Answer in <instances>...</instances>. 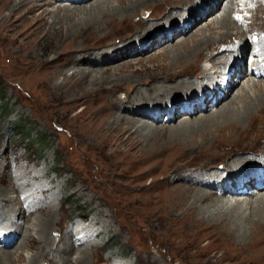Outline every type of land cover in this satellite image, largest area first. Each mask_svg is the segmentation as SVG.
I'll return each instance as SVG.
<instances>
[{
    "label": "rangeland",
    "instance_id": "1",
    "mask_svg": "<svg viewBox=\"0 0 264 264\" xmlns=\"http://www.w3.org/2000/svg\"><path fill=\"white\" fill-rule=\"evenodd\" d=\"M47 1L49 0H40L39 2L46 3ZM163 1L164 0H158L156 4L150 6L147 11L148 13L146 12L144 17L137 12L133 14V16L126 18L123 24L116 25V23H113L105 38L95 35L97 33L101 35V31L94 32L93 29L89 28L82 30L77 36L70 35L65 37V35H62L57 39L56 37L48 38V40L45 41L46 43L49 42V45L52 44V47H50L47 52L38 51L33 46L32 48L30 47L31 45L29 44L36 43V41H34L36 38L33 36L34 27L29 29L27 26H24L21 21H9L12 24L7 22L8 25L4 24L3 26L0 24V186H4H1L0 190L5 192L11 184H13L14 187L16 183H23L26 186L24 190H18L22 192L20 193L22 196L21 198L25 196L24 191L27 189L31 190V192L33 191L32 193H34L36 199L39 200L37 202L38 204L34 205L33 203V208H27L28 204L31 203L30 199H28V203L26 202L23 208H20L22 205L20 202L16 201L13 203V206L16 205L19 209L25 211L23 212L22 210L24 214L22 221H24V223L30 219H36L38 220V224L42 225L44 222L43 217L47 218L51 213L50 209H45L47 203L52 202V205H54L56 209L52 213L54 220L49 224L50 228L49 226L47 228V230L49 229L48 237L51 238V241L56 239L55 244L52 243L50 245L51 241H49V243H41L40 240L32 238V240L25 242V245L31 247L32 250L30 251H26V249L16 251V248L19 246V240L14 246H10L9 244L8 248H0V250L10 253L16 251L22 253L26 257L27 255L33 256L38 252L43 256V258H39V260L44 262V264H58L63 258L72 254H68V248L71 249V251H77V249L86 248L90 242L93 244L91 248L93 254H89V259H87L88 261L86 264H227L229 259L233 256L232 254L238 253V251L232 250L231 247L220 246L221 241L224 239L215 232L211 233V231H206L202 234L200 238H198L200 244L197 248L196 245L192 248L187 244H183L178 237L169 232L168 221L172 220L171 217H177L179 214L183 215V211L179 212L173 209V206L178 202L177 196L179 192L177 189H174V187L180 186L178 180H176L174 176L178 173L182 175H194L196 173L208 172L209 170L210 172L211 170L215 171L218 169L221 171L232 157H248L250 160L248 163L262 162L261 156H264V105L261 107L260 112H255L257 119L255 123L253 122L250 126L251 131L249 133L247 132L244 133V135L240 134L235 138H229L223 133H216L214 135L209 133V135L203 136V134L197 132L195 135L186 136L183 142L176 143L175 146H168L167 150L164 149L163 145L165 141H161L163 146L162 150H164V152L159 157H154L150 165L144 166L146 168V170H144V167L139 168L135 166V161H133L135 159H131L130 162V158L127 161L125 159V161H122V164L118 165H122L121 167H114L111 161L103 158L98 151L88 146L91 144L90 142L92 140L87 135L88 131L86 130V126L89 116L92 115L91 113L95 110L97 104L96 106H91V110L89 109L83 114L81 113L84 108L82 104L69 109L66 101H64V99L58 100L55 98L56 94L51 90L53 85L60 83L61 79L50 80V76L48 77V75H51V72H54L56 68H64V64L69 63V60L75 57L78 51L77 49L86 50L91 53L95 47V49H99L108 46L111 42L118 44L124 40V42L131 41L129 39L133 38V36L135 38L143 36L139 38L136 43H140L141 46L148 44L147 52L137 54L135 49H132V53L126 54L125 51L127 50H121L125 53L122 56L123 58L117 53V59L119 60L107 65H105L106 62L102 59L95 60L97 64L105 65L103 69L104 67L107 68L106 74H112L113 68H116L117 64L130 62L132 65V67L127 70L124 68L122 74L118 76L120 77V81L121 78H128V83L125 81V85H122L123 87L114 88V91H111V98L113 97L112 99L117 101L125 95L124 99L131 95V92H128L132 87V85H130L131 79V81L137 80L135 84L144 82V80L147 79V83L145 84L147 86L151 81L152 84L158 82L155 79L168 78L171 76L166 69H163L165 68L163 67L165 63L161 61H154L152 63L151 61L154 60V58H162L164 54L167 53L165 49L168 48V50H171L169 47H181L189 42L191 34L184 36L182 34L180 35V32H175V36H173V38L170 37V41L165 46L163 43L162 45L158 43L153 45L154 42L151 40L157 39L166 33L172 35L174 31H179L182 28V23L186 20L184 17L185 14L182 15L179 11L181 12L187 7H194L200 0H194L195 3L193 4H190V0H188L182 7H179L181 3L178 0ZM223 2L224 0H219L216 7L220 6ZM56 5H69L68 7L70 8L78 6L64 2H58ZM86 5L87 4L82 6ZM173 6L178 9L176 12H173L174 15L180 14L178 19L176 17L171 18L170 16ZM232 6H234V4H228V9L230 8V11L227 10L225 16L227 15L230 17L234 9ZM218 8L219 7H217L216 10ZM220 9H222V7ZM5 13L6 11L3 14ZM206 15H208V13L203 17H206ZM16 17L17 16H14V18L12 17L10 20H17ZM197 19L198 22H202L200 25L201 27L210 22V18L204 19V21H201L203 18ZM64 20L66 19L64 18ZM64 20L63 22H65ZM230 21L232 24H230V28L227 30L221 27L220 29L222 31L219 29L211 33L206 29H202V32L204 31L201 36L202 38L199 36L198 39L210 37L209 39H212L214 44H212L211 48L208 46H203L201 48L200 60L195 66L187 68L184 65H180V70L177 69V72L181 73H176L175 75L179 76L186 73L185 78L179 77L187 82H194V79H196L195 76L200 80L199 76L203 72V61L206 55V60H208V58L209 60L213 58V49L230 42L231 40L228 41V39L237 34L238 31L243 37L247 36L248 38L249 30H247L246 27L235 26L233 20ZM195 24L192 26L191 33L199 26H195ZM130 26L131 29H129ZM3 27H5V29ZM199 27L197 29H199ZM249 27L252 29L253 38L257 40V47L264 48V6L257 7L254 10L252 23L249 24ZM7 29H12L10 30L11 33ZM221 33L223 35H221ZM219 35L221 36L219 37ZM251 40L254 42L252 36ZM248 42L249 40L247 43ZM190 45V47L195 46V43ZM138 48H136V50H139ZM244 50L250 55L249 46H246ZM39 52L41 54L40 57L35 56V54H39ZM246 52L244 53L245 55ZM81 53L82 52H80V54ZM244 54L242 58H238L240 64L242 63L241 59H245ZM208 55L210 56L208 57ZM55 56H60L61 61L57 60L54 62L53 59ZM48 62L50 64H48ZM50 65V70H47L46 68H49ZM232 65L233 64H230L231 67ZM81 68L88 69L89 67ZM99 69V67H92L89 68L88 71H100ZM65 71L67 74L71 72L68 68L65 69ZM40 73L41 75L43 74V77L44 74L48 77V80H45L47 79L46 76L43 78L46 82L44 85L40 80H35L36 76H41ZM260 81L264 83V80ZM161 82H164V80ZM150 85L151 83L148 87ZM145 87L142 89H145ZM237 89L231 92L232 95ZM104 90L105 89H101L98 95H102L101 91L103 92ZM182 96L181 93L175 94L172 100H166L164 104L161 105L166 106L167 104V106H171L174 104L175 107H180L183 102H185ZM197 96L198 95H196V97ZM228 100H226V102ZM246 100L247 99H244L243 102L245 103ZM240 104L239 106H242L243 103ZM5 106L11 111L7 119L4 118L5 113H7L6 110H4ZM1 110H3V112ZM112 111L116 112L115 109ZM184 112L185 111L180 108L179 116H182ZM213 112L194 115L190 120L195 122L201 118L210 117V114ZM206 115L208 116L205 117ZM165 119L166 117L162 115L160 121L153 123V125L155 127L158 125L160 128L169 130L170 125H172V127L174 125L175 127V125L180 122L176 119V121L169 123L168 119ZM219 121L222 122L223 120ZM28 124H30L31 128L29 140L26 139L27 137H24V126ZM235 124H237V122H235ZM248 124L249 122L245 120L241 122L239 126L248 127ZM204 134H206V132ZM164 135L169 136L170 134L167 132ZM44 138H47L46 146L36 145V142L44 140ZM231 142H233V144H229ZM208 143L212 144L213 148H207ZM191 146H194V150ZM10 159L14 160L12 163L19 166L9 163ZM247 164L243 165L240 170ZM8 168L12 169L15 173L11 177L6 174L9 171ZM247 168L251 169L254 168V166L249 165ZM34 172L37 173V177H39L37 185L35 183L25 182L24 180L28 178L26 174L32 176ZM18 177L23 178V180L18 179ZM173 177L175 180L172 179ZM81 184L87 187L80 188L79 185ZM78 188H80L79 191H77ZM192 190L196 192L199 189L192 188ZM214 198L215 194L212 200H214ZM101 201H104L106 204H101ZM5 207L6 204L0 202V216L3 215ZM8 207L10 208V206ZM91 220L94 223L97 222L96 225L88 227L86 232H82L83 234L80 233L79 230L83 226L91 223ZM14 221L16 222L18 219ZM262 222L264 224V220ZM24 225H26V223ZM24 230L25 228L19 229L20 235L23 234ZM74 231L76 234H79H69V232ZM10 238L11 237H7L5 239L8 240ZM60 240L65 242L66 246H68L62 251L53 247L59 245ZM33 245L35 249H33ZM260 248H262L261 251L253 250L249 254L250 257H253L252 259H254V261L258 257L264 256V245ZM37 263L39 264L40 262ZM0 264L26 263L22 260H13L9 263L6 258H0ZM252 264H264V258L262 257L260 262Z\"/></svg>",
    "mask_w": 264,
    "mask_h": 264
},
{
    "label": "bare ground",
    "instance_id": "2",
    "mask_svg": "<svg viewBox=\"0 0 264 264\" xmlns=\"http://www.w3.org/2000/svg\"><path fill=\"white\" fill-rule=\"evenodd\" d=\"M39 1L40 0H0V24L3 26L9 21H21L24 26H27L29 29L34 27V35H32L35 36L36 40L34 41H36V43L34 42L29 45H31V48L33 46L41 52H47L50 47H52V44L49 45V42L46 43L45 41L48 40V38L56 37L57 39L62 35H65V37L70 35L77 36L79 32L86 28L93 29L94 32L101 31V35L98 33L95 35L105 38L107 37L108 32L110 31L109 29L113 23H116V25L123 24L126 18L133 16V14L137 12L144 17L150 6L158 2V0H49L46 3H41ZM178 1L181 3L179 7H182L188 0ZM218 1L219 0H200L196 3L197 5H194V7H187L181 12L179 11L182 15L185 14L184 17L186 18L181 25L182 28L180 27L181 29L179 31H174V34L172 35L166 33L157 39L151 40L154 42L153 45L156 43L162 45L163 43L165 46L170 41V37L173 38V36H175V32H180L179 34L184 36L191 34L189 42L181 47H169L171 50H168V48L165 49L167 50V53H165L166 55L164 54L162 58H154V60L151 61L152 63L154 61L165 63V66H163L165 68L163 69H166L171 76L168 78H158L155 76L158 78L155 79L158 82L155 84H152V81L149 82V84L151 83L149 87V84H147V86L145 85L147 79L144 80V82L137 84H135L137 80L131 81V79L130 85H132V87L130 86L131 88L128 90V92H131V95L127 96L126 99H124L125 95L120 100H113V97L111 98V91H114V88L116 87H123L122 85H125L124 82L128 81V78H121L120 81V77L118 76L122 74L124 68L127 70L132 67L130 62L117 64L116 68H113L112 74H106L107 68L104 67L103 69V66L119 60L117 59V53L119 56L121 55V57L125 54L121 50H127L125 51L126 54L132 53V49H135L137 54L147 52L148 44L141 46L140 43H136V41L143 36L136 38L133 36V38L129 39L131 41L124 42V40L118 44L111 42L108 46L99 49H95V47L91 53L86 50L77 49L78 51L75 54V57L71 58L69 63L64 64V68L59 67V69L55 66L56 69H54V72H51V75H48V77L50 76V80L61 79L60 83L53 85L51 90L56 94L55 98L58 100L64 99V101H66L69 109L82 104L84 108L81 113L84 114L91 108V106H96L97 104V107L91 113L92 115L89 116L88 124L86 126V130L88 131L87 135L92 140L90 142L91 144L88 146L98 151L103 158L111 161L112 166H118L122 164V161H125V159L127 161L129 158L130 162L131 159H135L133 160L135 161V166L139 168L150 165V162L154 157L157 158L164 152V150H162L163 146L161 141H165L163 145L164 149L167 150L168 146H175L176 143L183 142L186 136L195 135L197 132L203 134V136L209 135V133L211 135L223 133L229 138H235L237 135H244V133H249L251 131L250 126L253 122L255 123L257 119L255 112H260L261 107L264 105V83L260 81L264 80V48L257 47V40L253 38L254 35L252 34V29L249 27V24L252 23L254 10L257 7L264 6V0H224V2L221 3L222 6H217L219 8L216 10V4ZM58 2L78 6L70 8L68 7L69 5H56ZM191 3H195L194 0H190V4ZM230 3H232V5L234 4V6H232L234 9H231L232 13H229L230 17H228L227 15L225 16V13L230 9H228V4ZM85 4L87 5L82 6ZM221 7L222 9H220ZM177 10L178 9H176L175 6L172 7V12L170 14L171 18L176 17L178 19L180 17V14L174 15L173 13ZM5 11L6 13L3 14ZM206 13H208L206 17L210 18V22L201 27L200 25L202 22H198L197 18H203L201 21L208 19L203 17ZM14 16H17V20H10L12 17L14 18ZM64 18L66 20H64ZM229 19L233 20L235 26L246 27L247 30H249L248 38L247 36L243 37L238 31L237 34L228 39V41L231 40L230 42L221 47L217 46L214 48V52H212V56L214 57L210 60L209 58L206 60V55L204 61L202 60L203 72L199 76L200 80L195 76L196 79H194V82H187L180 78H185L186 73L183 75L178 74L180 77L175 75L176 73H181L177 71L180 70L179 68L182 65L187 68L195 66L200 60L201 48L203 46L211 48L212 44H214L213 40L209 39L210 37L198 39L204 32H202V29H206L211 33L215 30L218 31L221 27L227 30L230 28V24H232ZM63 20L65 22H63ZM194 24L195 26L199 25L200 27L197 26L199 29L196 28L191 33ZM3 28L5 29V27ZM129 29H131V26ZM220 31L222 30L220 29ZM170 32L173 33L172 31ZM221 35L223 34L221 33ZM221 35H219V37ZM251 36L254 42L251 40ZM248 40L249 42L247 43ZM193 43H195V46L190 47V44ZM246 46H249L251 60L248 62L246 58H243L241 59L242 63L240 64L238 58H242V55L246 52L244 50ZM136 48L139 50H136ZM80 52L82 53L80 54ZM40 55V52L39 54H35L37 57H40ZM209 56L210 55H208V57ZM260 57L262 58L260 59ZM60 59V56H55L53 61L56 62ZM98 59L104 60L106 64H97L95 60ZM48 64L50 63L48 62ZM230 64H233L232 67ZM81 67H99L100 71H88L89 68L82 69ZM50 68L51 65L46 69L50 70ZM67 68L71 71L69 74L65 71ZM42 75L36 76L35 80H40L44 85L46 83L45 80H48V77L44 74V77L46 76L47 78L44 80ZM214 75H218L217 77L219 78H216ZM161 79L164 80L165 83L161 82ZM143 87H145V89H142ZM101 89L105 90L103 92L101 91L102 95H98V92H100ZM234 89H237V91L232 95L231 92ZM179 93H181L183 95L182 97L185 99V102L182 104L183 107L182 105L180 107H175L174 104L171 106H167V104L166 106L161 105L164 104L166 100H172L174 95ZM196 95L198 96L196 97ZM244 99H247L245 103L243 102ZM226 100L228 101L226 102ZM240 103H243L242 106H239ZM113 108L116 112L112 111L114 110ZM180 108L185 111L184 114L182 113V116H179ZM207 112L213 113L210 114V117H207L208 115H206L205 117L207 118H201L195 122L190 120L194 115ZM162 115L168 119L169 123L176 121V119L180 122H178L175 127L174 125L173 127L170 125L169 130H166V128H160L158 125L155 127L153 123L160 121ZM219 120L223 121L220 122ZM245 120L249 122L248 127H243L241 125L242 128L239 124ZM235 122H237V124H235ZM167 132L170 134L169 136L164 135ZM205 132L206 134H204ZM229 144H233V142ZM191 147L194 150V146ZM207 148H213V145L208 143ZM261 159L262 165L257 169L247 168L249 164H253L252 162L248 163L250 161L248 157H232L231 160L229 159L231 162L228 161L225 168L221 169V171H219V169L215 171L211 170V172L210 170L208 172L201 171L202 173H196L194 175H182L178 173L174 176L175 179L178 180L180 186L174 187V189H177L179 192L177 196L178 202L173 206V209L179 212L183 211V215L179 214L177 217H171L172 220L168 221L169 232L178 237L180 242L187 244L192 248L195 247V245L196 248L198 247L200 244L198 238H200V236L206 231H211V233L215 232L224 239L221 241L220 246L231 247L232 250L238 251L237 254H232L233 256L229 259L227 264H252L260 262L261 258H264V256L258 257L254 261V259H252L253 257H250L249 254L253 250L261 251L262 248L260 247L264 245V224L262 222L264 220V178H256V176L259 175V170L264 172V156H261ZM13 161V159H10L9 163H12ZM245 164L247 165L240 170ZM14 165L19 166L16 164ZM8 170L9 173L7 172L6 174L10 175V177L15 174L12 169L8 168ZM144 170H146V168ZM26 176H28V178L24 180L25 182H31L37 185L39 178L37 177V173L34 172L32 176L26 174ZM174 177L172 178L173 180H175ZM18 179L23 180L21 177H18ZM239 184L242 185L238 186ZM24 187H26L25 184L16 183L14 187L13 184H11L5 192L0 190V202L6 204L3 215L0 216L1 249L8 248L9 244L10 246H14L19 240L21 243L18 242L19 246L16 248V251L24 249L30 251L32 250L31 247L25 245V242L32 240V238L40 240L41 243H49V241H51V238L48 237L49 229L47 230V228L52 220H54L52 213L56 210L55 206L52 205V202L47 203L45 209H50L51 213L47 218L43 217L44 222L42 225H39L37 222L38 220L36 219H30L25 222L26 225H24L25 223L22 221V218H24L23 212L25 211L19 209L16 205L13 206V203L18 201L22 204L20 208H23L25 203H28V199H30L31 203L28 204L27 207L29 209L33 208L39 201L34 196V193H32L33 191L31 192V190L28 189L24 191L25 196L21 198L22 196L20 193L22 192L18 190H24ZM79 187L86 188L87 186L81 184ZM80 188H78L77 191H79ZM192 188H197V190H199L195 192ZM214 194L215 198L212 200ZM101 204L104 205L106 203L101 201ZM8 206H10V208ZM15 219H18V221L15 222ZM96 223L92 221L86 226H83L79 232H86L88 227H93ZM21 228H25L22 235H20L19 231ZM69 234L78 235L79 233L76 234L74 231L69 232ZM7 237L11 238L7 240L5 239ZM55 242L56 239L51 241L50 245L52 243L55 244ZM53 247L62 251L68 246H66L65 242L60 240L59 245ZM92 247L93 244L90 242L86 248L77 249V251H71V249L68 248V254H72L63 258L58 264H86L88 261L87 259H89V254H93ZM33 249H35V247ZM16 251L10 253L0 250V258H6L9 263L13 260H22L26 264H38L37 262H40L39 264H44V262L39 260V258H43V256L38 252L33 256L27 255L26 257L22 253Z\"/></svg>",
    "mask_w": 264,
    "mask_h": 264
},
{
    "label": "trees",
    "instance_id": "3",
    "mask_svg": "<svg viewBox=\"0 0 264 264\" xmlns=\"http://www.w3.org/2000/svg\"><path fill=\"white\" fill-rule=\"evenodd\" d=\"M4 110H6V112H7V113H5L4 118L7 119L10 116L11 111L7 108V106H5ZM1 111L3 112V110H1ZM24 130H25V136L24 137H27L26 139L29 140V138H30L29 137V133L31 131L30 124L24 126ZM46 141H47V138L46 139L44 138V140L36 142V145H38V146H46Z\"/></svg>",
    "mask_w": 264,
    "mask_h": 264
}]
</instances>
